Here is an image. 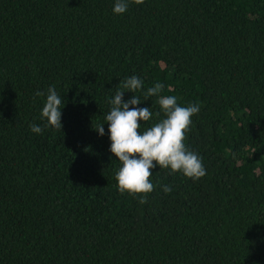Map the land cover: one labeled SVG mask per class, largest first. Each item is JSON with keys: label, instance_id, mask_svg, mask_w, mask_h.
<instances>
[{"label": "trees", "instance_id": "trees-1", "mask_svg": "<svg viewBox=\"0 0 264 264\" xmlns=\"http://www.w3.org/2000/svg\"><path fill=\"white\" fill-rule=\"evenodd\" d=\"M128 3L0 0V264H264V0ZM133 75L140 132L157 82L199 105L185 143L207 173L157 166L145 204L118 190L105 119Z\"/></svg>", "mask_w": 264, "mask_h": 264}, {"label": "clouds", "instance_id": "clouds-1", "mask_svg": "<svg viewBox=\"0 0 264 264\" xmlns=\"http://www.w3.org/2000/svg\"><path fill=\"white\" fill-rule=\"evenodd\" d=\"M133 3L143 4L144 0H132ZM129 7L128 0H115L113 12L124 14ZM144 81L138 76H131L122 81L110 100L112 105L105 119L111 140L110 151L118 159L121 167L115 174L118 190L121 193L139 196V203H147V195L154 191L151 182L153 169H170L171 173L180 172L189 179L199 180L204 177L206 169L202 157L188 149L185 140L192 124V117L199 113L198 104L181 106L175 95H160L164 85L157 82L144 92V100L157 96L164 118L151 127L140 132L141 121L147 122L153 118L149 107H138L142 102L135 95L142 90ZM125 92L134 93L132 98L125 101ZM46 102L41 116L47 119L50 126L61 128L62 109L61 97L54 86L46 90ZM37 96H45V92L37 90ZM159 116V113L156 114ZM31 131L40 134L43 129L36 124L30 125ZM95 130L103 136L104 126ZM164 193H170L172 187L164 185Z\"/></svg>", "mask_w": 264, "mask_h": 264}]
</instances>
